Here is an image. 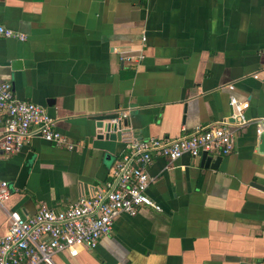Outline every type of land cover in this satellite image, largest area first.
Returning <instances> with one entry per match:
<instances>
[{
    "label": "crops",
    "instance_id": "1",
    "mask_svg": "<svg viewBox=\"0 0 264 264\" xmlns=\"http://www.w3.org/2000/svg\"><path fill=\"white\" fill-rule=\"evenodd\" d=\"M0 23L26 34L1 40L2 77L76 144L36 137L8 158L0 150V178L27 166L7 209H62L102 186L124 146L96 148L91 135L120 109L141 138L231 115V95L251 120L230 153L211 155L217 168L157 156L148 194L162 210L121 213L95 248L56 264H264V0H0Z\"/></svg>",
    "mask_w": 264,
    "mask_h": 264
},
{
    "label": "built area",
    "instance_id": "2",
    "mask_svg": "<svg viewBox=\"0 0 264 264\" xmlns=\"http://www.w3.org/2000/svg\"><path fill=\"white\" fill-rule=\"evenodd\" d=\"M4 38L24 40L26 34L0 23V42ZM127 58L141 61L144 54ZM1 67L0 59L2 155L10 157L36 137L75 149L76 144L55 128V119L44 106L16 96L12 82L2 77ZM228 87L233 89L234 85ZM230 101L234 106L231 115L175 137H138L127 124L129 109L116 111L107 122L111 125L110 132H120L124 150L110 167L109 178L90 196L82 195L62 209H54L46 202L33 214L7 209L5 202L11 198L14 187L0 178V208L5 210L0 225V264H56L54 257L59 252L76 256L84 249L95 248L102 237L112 233L115 219L121 213L134 216L144 207L161 211V205L148 194L153 181L149 166L157 156L174 162L184 154L199 157L205 151L210 155L230 153L235 147L236 132L251 121L236 104L235 96L231 95ZM257 133L259 137L264 134V119H259Z\"/></svg>",
    "mask_w": 264,
    "mask_h": 264
},
{
    "label": "water",
    "instance_id": "3",
    "mask_svg": "<svg viewBox=\"0 0 264 264\" xmlns=\"http://www.w3.org/2000/svg\"><path fill=\"white\" fill-rule=\"evenodd\" d=\"M110 117L111 116L99 118V122L97 123V130L91 136L93 138L92 141L94 147L106 149L109 152H114L117 143L120 142L121 134L120 132L109 131L111 129V125L109 124V122H105L104 120L106 118L109 119ZM260 139H261L260 148L264 150V134L260 136ZM221 158L222 157L219 156L215 159V161L211 162L212 156L205 151L201 154V165L217 168ZM26 177H27V166L24 165V167H22L19 173L18 178L15 181H11L10 185L12 187L22 188L24 186Z\"/></svg>",
    "mask_w": 264,
    "mask_h": 264
}]
</instances>
